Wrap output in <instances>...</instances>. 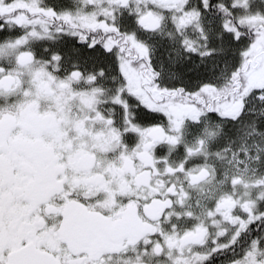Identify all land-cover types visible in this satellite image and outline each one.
I'll return each instance as SVG.
<instances>
[{"label":"snow or ice","instance_id":"snow-or-ice-1","mask_svg":"<svg viewBox=\"0 0 264 264\" xmlns=\"http://www.w3.org/2000/svg\"><path fill=\"white\" fill-rule=\"evenodd\" d=\"M0 264H264V0H0Z\"/></svg>","mask_w":264,"mask_h":264}]
</instances>
